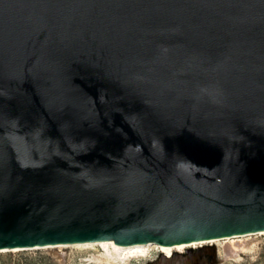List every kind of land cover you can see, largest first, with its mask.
<instances>
[{"label":"water","instance_id":"water-1","mask_svg":"<svg viewBox=\"0 0 264 264\" xmlns=\"http://www.w3.org/2000/svg\"><path fill=\"white\" fill-rule=\"evenodd\" d=\"M264 230V0H0V249Z\"/></svg>","mask_w":264,"mask_h":264},{"label":"rangeland","instance_id":"rangeland-1","mask_svg":"<svg viewBox=\"0 0 264 264\" xmlns=\"http://www.w3.org/2000/svg\"><path fill=\"white\" fill-rule=\"evenodd\" d=\"M232 240L245 242L244 252L227 255L225 248L232 244ZM101 250L97 246H65L0 252V264H151L160 256L157 248L145 256L133 257H117ZM185 250L186 255H205L211 264H264V234L219 240L203 246L199 244ZM179 254L182 253L174 252V255Z\"/></svg>","mask_w":264,"mask_h":264},{"label":"bare ground","instance_id":"bare-ground-1","mask_svg":"<svg viewBox=\"0 0 264 264\" xmlns=\"http://www.w3.org/2000/svg\"><path fill=\"white\" fill-rule=\"evenodd\" d=\"M253 234H264L263 231H258L254 233H247L235 236H228L223 238H213V239H206V240H199V241H192L187 243H179L175 245H166L161 246L154 243H142V244H133V245H116L114 242L110 240L104 241H92V242H79V243H72V244H54V245H46V246H37V247H27V248H10V249H0V252H16L19 250H26V249H38V248H52V247H65V246H97L101 248V251H106V254H111L113 256L121 257H133V256H145L147 253L153 249L157 248L160 256L151 264H211L205 255H201L197 257L196 255H186V247L197 246L208 243H213L219 240H230L234 238L245 237L248 235ZM231 245H227L225 248V253L228 255L236 253V252H244L245 250V242L232 240ZM205 250V249H204ZM179 251L182 254L174 255V252ZM210 251V250H209ZM208 252V251H207Z\"/></svg>","mask_w":264,"mask_h":264}]
</instances>
